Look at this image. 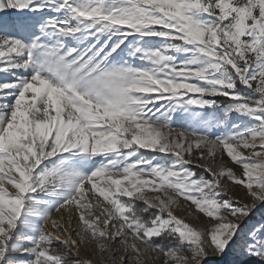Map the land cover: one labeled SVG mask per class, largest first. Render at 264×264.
<instances>
[{
    "label": "snow or ice",
    "instance_id": "1",
    "mask_svg": "<svg viewBox=\"0 0 264 264\" xmlns=\"http://www.w3.org/2000/svg\"><path fill=\"white\" fill-rule=\"evenodd\" d=\"M0 74V264H264V0H0Z\"/></svg>",
    "mask_w": 264,
    "mask_h": 264
},
{
    "label": "rangeland",
    "instance_id": "2",
    "mask_svg": "<svg viewBox=\"0 0 264 264\" xmlns=\"http://www.w3.org/2000/svg\"><path fill=\"white\" fill-rule=\"evenodd\" d=\"M5 79H11L10 77H5L3 74H0V81H3ZM146 156H149L150 154H145ZM235 170L237 171V173H239L241 170L236 167ZM151 195V194H150ZM233 195L234 198L235 197H243V192L241 191L240 188H236L233 190ZM180 206L175 210V214L183 219L186 220V222L193 224L196 227H201L203 224H211L212 222L208 219V218H204L203 214H200L201 219L199 221H196L193 219L192 216L188 215V212L194 207L191 206L190 204H188L187 202L184 201H180L179 202ZM213 255L210 252V256ZM232 253L231 250H229V252L221 259V258H217V260L219 261V264H230V261L232 260Z\"/></svg>",
    "mask_w": 264,
    "mask_h": 264
},
{
    "label": "trees",
    "instance_id": "3",
    "mask_svg": "<svg viewBox=\"0 0 264 264\" xmlns=\"http://www.w3.org/2000/svg\"><path fill=\"white\" fill-rule=\"evenodd\" d=\"M143 151V150H142ZM145 154H148V153H145Z\"/></svg>",
    "mask_w": 264,
    "mask_h": 264
}]
</instances>
